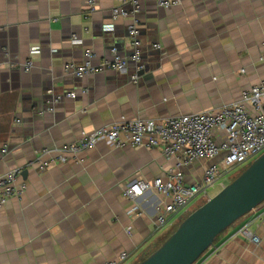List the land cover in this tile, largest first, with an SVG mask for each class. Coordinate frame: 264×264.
<instances>
[{"label": "crops", "instance_id": "obj_1", "mask_svg": "<svg viewBox=\"0 0 264 264\" xmlns=\"http://www.w3.org/2000/svg\"><path fill=\"white\" fill-rule=\"evenodd\" d=\"M124 1L0 0V176L26 171L18 178L22 195L0 207V264H105L120 252L128 255L121 264L143 260L199 202L158 226L157 207L168 199L149 191L131 200L123 189L165 179L176 160L160 148L100 142L38 171V154L120 120L218 109L264 85V0H180L169 9L140 0V61H129L124 74H66L64 65L82 62L88 50L95 65L111 58L112 47L133 53L127 27L134 16L111 18L116 7L131 11ZM28 60L33 67L25 71ZM71 92L74 99L52 102ZM207 164L184 168L185 183L199 181ZM136 204L141 215H129ZM247 222L258 245L234 236ZM202 264H264V203L218 235Z\"/></svg>", "mask_w": 264, "mask_h": 264}, {"label": "built area", "instance_id": "obj_2", "mask_svg": "<svg viewBox=\"0 0 264 264\" xmlns=\"http://www.w3.org/2000/svg\"><path fill=\"white\" fill-rule=\"evenodd\" d=\"M124 3L130 5L131 11L127 12L122 7H116L112 10L111 18L115 21L128 14L134 16L127 27L132 39L133 53L127 57L120 55L117 49L112 47L111 58L102 59L95 65L93 63L95 55L88 50L84 52L82 62H68L64 65L66 74L76 78L107 70L124 74L127 72L129 61L136 63L140 61L137 16L141 10L140 0H125ZM179 3L180 0H159L158 6L169 9ZM72 42L77 43L79 39L73 36ZM262 45L263 52L259 60L264 63V41ZM153 47L159 48V45L154 44ZM34 52L36 50L32 49L31 53ZM32 67L31 60L22 65L25 71L31 70ZM142 68L143 66H138L137 69ZM243 72L244 69H241L240 73ZM137 79L136 74L131 76L134 83ZM81 92L85 93L86 90ZM75 97V92L55 95L52 102L56 104L63 99ZM100 142L112 147L131 144L135 147L160 148L166 159L176 160L175 165L167 170L165 179L157 177L152 181L135 180L123 189V195L131 200H136L149 191L167 198V202L157 207L156 223L158 226H163L168 222L169 217L171 219L183 212L191 203L205 202L212 197L226 184L228 173L264 151V85H254L244 91L238 101L211 111L167 117L161 120H120L95 129L61 149H43L33 163L38 171H44L50 164L64 163L70 156L87 151ZM2 152H7L6 147L2 149ZM45 155L51 156L44 159ZM200 161L208 162L203 168L201 179L194 183H185L183 169ZM20 175L21 169H12L0 176V207L10 198L19 197L24 192L26 185L24 182H18ZM128 214L140 216V206L136 204L128 211ZM250 224V222L242 224L234 236H242L258 245L260 237L251 230ZM211 247L192 264H202L203 257ZM127 257L126 252H120L114 260L105 264H121Z\"/></svg>", "mask_w": 264, "mask_h": 264}, {"label": "water", "instance_id": "obj_3", "mask_svg": "<svg viewBox=\"0 0 264 264\" xmlns=\"http://www.w3.org/2000/svg\"><path fill=\"white\" fill-rule=\"evenodd\" d=\"M262 203L264 151L186 216L152 253L136 264H192L214 244L218 235Z\"/></svg>", "mask_w": 264, "mask_h": 264}, {"label": "rangeland", "instance_id": "obj_4", "mask_svg": "<svg viewBox=\"0 0 264 264\" xmlns=\"http://www.w3.org/2000/svg\"><path fill=\"white\" fill-rule=\"evenodd\" d=\"M256 157H254L253 159L248 160L247 162H245L243 165L239 166L238 168L232 170L230 173H228L227 178H226V184L229 183L233 178H235L243 169H245ZM196 202V201H195ZM195 202L191 203L189 206H191L192 204H194ZM203 203V201H200L198 205H195V207H199L201 204ZM195 207L192 208V210L186 215L188 216L194 209ZM196 207V208H197ZM185 216V217H186ZM184 217V218H185ZM183 218V219H184Z\"/></svg>", "mask_w": 264, "mask_h": 264}, {"label": "trees", "instance_id": "obj_5", "mask_svg": "<svg viewBox=\"0 0 264 264\" xmlns=\"http://www.w3.org/2000/svg\"><path fill=\"white\" fill-rule=\"evenodd\" d=\"M216 240V239H215Z\"/></svg>", "mask_w": 264, "mask_h": 264}]
</instances>
